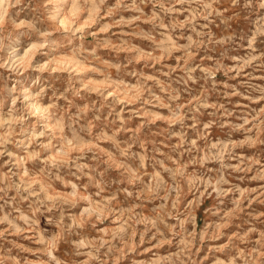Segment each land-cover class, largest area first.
<instances>
[{"label":"clouds","instance_id":"9594fccd","mask_svg":"<svg viewBox=\"0 0 264 264\" xmlns=\"http://www.w3.org/2000/svg\"><path fill=\"white\" fill-rule=\"evenodd\" d=\"M261 146L264 0H0V264H264Z\"/></svg>","mask_w":264,"mask_h":264},{"label":"rangeland","instance_id":"374dc122","mask_svg":"<svg viewBox=\"0 0 264 264\" xmlns=\"http://www.w3.org/2000/svg\"><path fill=\"white\" fill-rule=\"evenodd\" d=\"M112 2H114V0H110V3H112ZM150 7L151 6H148L145 9V11H150ZM216 79L218 81H223L226 78L223 76L222 73H218ZM242 103H247V102H242ZM213 134L217 135V136H220V135H222V132L220 130H214ZM261 149H262V152H261L262 160H264V146H261ZM246 154H251V152H248ZM243 186L259 189L262 186H264V181H255V180H250L249 179V180H246L244 182ZM214 203H215V201L212 198L209 197V198L204 199L199 205H196L194 207V215H195L196 229L197 230L202 229L207 223L210 222L211 219L215 218L214 216L210 217V215H209V213L207 211L209 208L213 207ZM252 208L254 210H256V211H264V205H261V204H258V203L257 204H253ZM224 210L226 211L227 209H224ZM217 243H219V242H217ZM145 247H149V245L142 246V248L140 250H138V251L141 252V255L137 256L136 258H138V259H146L148 257H151V253L150 252H148V253L143 252V248H145ZM161 251L163 252V250H161ZM203 257H208V259L205 260L204 264H210L211 255H210V251H209L207 246L205 248L201 249V258H203Z\"/></svg>","mask_w":264,"mask_h":264}]
</instances>
